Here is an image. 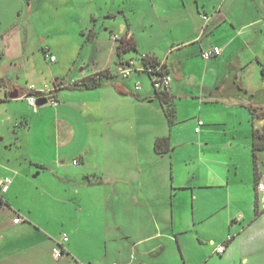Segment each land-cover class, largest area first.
Listing matches in <instances>:
<instances>
[{"label": "crops", "instance_id": "1", "mask_svg": "<svg viewBox=\"0 0 264 264\" xmlns=\"http://www.w3.org/2000/svg\"><path fill=\"white\" fill-rule=\"evenodd\" d=\"M27 1L30 24L41 22L46 58L58 61L52 53L59 56V50L49 39L60 30L50 31L51 24L80 21L74 11L59 14L77 0ZM146 1L119 0V8L107 10L106 21L122 15L126 22L119 32L114 23L103 22L102 28L111 32L106 57L98 42V18L91 14L89 26H79L86 40L77 45L98 52L101 64L83 68L71 80L116 74L121 58L112 36L131 38L139 54H125L123 63L139 64L140 55L147 54L165 62L173 78L172 121L147 74L115 77L92 90L66 87L69 81L53 76L54 85L65 84L54 95L58 104L34 112L28 102L25 121L9 133V145L26 153L25 166L10 181L19 178L20 185L21 180L45 178L47 185L39 190L50 208L58 205L63 213L52 210L54 216L43 221L19 205L22 222L14 223L16 216L9 224L0 223L15 233L7 241L14 254L10 260L19 254V264H264V203L252 149L254 131L264 130V119L254 120L247 108L264 109V101H253L240 90L264 95L263 85H253L260 75L264 80L263 0L244 5L240 0H148L149 13L141 14ZM204 15L211 18L207 25ZM28 26L17 30L20 42L29 41ZM156 28L163 32L161 43ZM0 37L5 42V34ZM213 47L222 54L204 60L202 51ZM26 92L0 77L1 96L25 101ZM1 110L0 105L2 118ZM159 139H168L162 152L156 149ZM258 161L264 182V152ZM9 192L10 187L0 194V207L11 204ZM58 220L69 225L62 237L54 232ZM84 222L98 228L83 232ZM65 235L69 240L63 243ZM1 242L0 264H5ZM59 243L66 252L56 259ZM222 244H227L225 253H216Z\"/></svg>", "mask_w": 264, "mask_h": 264}, {"label": "rangeland", "instance_id": "2", "mask_svg": "<svg viewBox=\"0 0 264 264\" xmlns=\"http://www.w3.org/2000/svg\"><path fill=\"white\" fill-rule=\"evenodd\" d=\"M240 1H242L244 5V1L253 3L257 0ZM118 2L119 0H91V2L90 0H77V2L70 3L66 9L62 8L60 10L61 13L59 14H65L74 11L76 13L74 14V18H79L80 21L70 20L67 23L55 22V25L51 24L52 26L50 31H53L54 29H58L57 31L60 30V32L55 33L54 35L52 33L49 39L52 43H54L55 48L59 50V56L55 52L52 53L57 56L58 61L52 62L49 59L50 57L46 58V53L44 51V48L46 46L43 44L42 37L38 33V26H40L39 23L41 22L36 19L34 22L35 25L30 24L31 20L28 10V1L0 0V36L4 34L6 36L5 42L2 41V37H0V77L5 78V80L9 81L11 84H17L19 86L20 93H22L23 91H26L31 87H35L37 90H42L46 87H53V76L55 75L63 78L66 82H70L73 74H78L83 68H96L95 66L101 64L99 59L100 56L97 55L98 52H91L88 50V48L82 49V47L80 48L77 45V41L82 40L84 42L86 40V38L82 34H79V26H89L91 14L98 18L96 29L97 32L100 31V38L98 42L101 44L102 49H104V57H106V48H108L107 42H109L111 32L109 29L102 28L103 22H105L107 26H110V24L114 23L116 32H119V28H121V26L126 22L122 15H119L118 19L116 20L109 19L108 21H106V19L104 18L107 10L119 8ZM262 5L263 10L261 14H263L264 16V0ZM148 6L149 1L147 0L143 5V11L141 12L140 10H137L138 13H149V11H147L149 9ZM36 11L38 12L39 10ZM55 11L56 10H53L52 12ZM60 24L61 27H59ZM26 26L29 27L31 36L29 37V41L27 43L22 40L20 42L16 37V34H18L17 30L26 28ZM20 33L21 31H19V36ZM161 33L163 32L156 28V40L159 41V43L163 41ZM4 52L5 57L3 58ZM135 54L136 53H133L132 55ZM96 58H98V63H95ZM260 58L264 62V52L261 53ZM87 59L89 60V67L87 63H84V61ZM75 60H78V62L75 63ZM134 61L135 64H137L138 61ZM232 72L234 73V71ZM253 85L256 88H260L262 85L264 86L262 75L258 76L254 80ZM22 100H19V98L11 99L10 95H8V98H5L4 95H0V105L2 108V118L0 117V121H2L3 123L0 126V130L2 132V134L0 133V182L9 181L14 177L16 170L25 166V150L23 148H19V145H9V141L11 140L10 138H12L9 133L12 132V127L16 126V124H21L20 121L24 120L25 118L23 117L28 116V113L30 111L28 100ZM259 100L264 101L263 94H259L258 96L254 97L253 101ZM45 106H48V104ZM5 114H7V116L9 117H4ZM19 115L21 116L20 119ZM4 118H7V120H5ZM22 124L25 125V122ZM23 133H25L24 130H22L20 134H22V137L25 136L24 141H26L27 135H24ZM21 143L24 144L23 140L19 139V144ZM46 182L47 181L45 178L37 177L32 178L29 181L21 180L20 185L19 178L16 179L14 183H11L10 192L6 195V198L11 201V204L9 202H5L4 205L0 207V223L2 222L9 224L14 217L19 216V205H21L23 209H31L30 211L33 213V217L35 219H41L43 221H45V219L47 220L51 218L50 216H54L55 213H52V210H57V212L60 211L61 213H63V208L58 205L55 206L56 209L50 208L48 206V204L50 203L49 198L47 196H43L42 192L40 191L42 188H44V186L47 185ZM92 218L95 219L94 216ZM58 223L59 224H56L54 226V232H56L58 236L62 237V230L67 231L69 225L66 224L65 226H63V222L61 220H58ZM96 228L98 227H96L92 223L90 224L84 222L82 231L84 232L86 230H96ZM14 235L15 233L13 230L8 228L6 230L0 228V236L6 237L7 239L3 240L2 242L0 241L2 245L4 244L5 247V249H3L4 251L2 250L3 254L8 256L4 257L7 259V261L3 262L5 264H19V254L16 258L10 260V257H12L14 254L11 246H9L7 243V241L10 240V237ZM85 254L87 256L89 253L87 252L84 253V255ZM88 258L95 259L93 256H88ZM104 259L105 258H103V260ZM24 260L27 259L24 257Z\"/></svg>", "mask_w": 264, "mask_h": 264}, {"label": "built area", "instance_id": "3", "mask_svg": "<svg viewBox=\"0 0 264 264\" xmlns=\"http://www.w3.org/2000/svg\"><path fill=\"white\" fill-rule=\"evenodd\" d=\"M203 19L205 21V25L209 23L211 20L210 16L204 15ZM112 40L115 41L116 43L119 44V42L122 40V38L113 35ZM222 54V49L219 47H213L206 49L202 51V57L204 60L209 61L215 57H218ZM140 63L135 64V61L129 60L123 63L121 65L120 69L117 71L116 74H113L115 77H121V78H130L133 74L135 73H141V74H147V72H153V76L151 78L153 82V86L156 91H169L171 90V84L173 82V78L171 74L168 71V74H165V71L163 70L164 67L167 68L165 62H159L158 66H147L145 65V60L151 59L149 55L147 54H141L140 55ZM50 60L52 62L56 61L55 56H51ZM168 70V68H167ZM148 75V74H147ZM149 76V75H148ZM84 79H73L69 83H67L66 87L73 88L75 86L81 85ZM62 85H65L63 82L58 83L54 85L53 87H46L45 89L42 90H37L35 87H31L30 89L27 90V92L23 95V98L27 99L29 104L33 107L34 112L38 111V99H50L48 104L52 106H56L58 104L57 99H55V93L61 88ZM65 87V86H64ZM136 89H140V84L137 85ZM200 126L203 125V122H199ZM200 129L198 128L196 131L198 132ZM77 163V162H75ZM11 181H1L0 182V194L4 195L8 192L9 187H10ZM258 191L262 195V201L264 203V182L261 181L258 184ZM23 218L21 216H18L15 220L14 223H19L22 222ZM232 239V236H229V241ZM69 240L68 236H64L63 238V243H66ZM63 243H59L57 247L54 249L53 254L56 259H60L63 257V255L66 252V248ZM227 249V244H222L218 246L216 249V253L218 254H224Z\"/></svg>", "mask_w": 264, "mask_h": 264}, {"label": "trees", "instance_id": "4", "mask_svg": "<svg viewBox=\"0 0 264 264\" xmlns=\"http://www.w3.org/2000/svg\"><path fill=\"white\" fill-rule=\"evenodd\" d=\"M130 52H136L137 54H139V52L137 51L136 48V44L133 41V39H129V38H122V40L119 42L118 44V48H117V53L119 58H121L120 64L123 65L122 62V58L125 54H128ZM145 65L147 66H158L159 62L157 60H153V59H149V60H145ZM163 70L165 71V74H168V70L166 67L163 68ZM147 74L149 75L150 78H152V76L154 75L153 72H147ZM263 74H264V70H263ZM115 78V76L113 75V73L109 72V71H105V72H101L98 74H95L87 79H84L81 85L75 86L73 87V89H87V90H92V89H96L99 87H102L106 82H108L109 80ZM241 90V93L249 98H254L255 95H251L249 94L246 90ZM157 97L164 103L167 105V115L170 121H172L173 119V107L172 105H170V102L172 100L171 98V94L169 91H157ZM247 108L251 111V114L253 116V119H264V109L261 108H257V107H253V106H247ZM168 139H159L156 142V149L159 152L163 151V147L167 146ZM252 149H253V156H254V164H255V172L257 175V181L256 184L258 186L259 182H260V178L258 177V170H259V161H258V153L259 152H264V130H258L256 129L254 131L253 134V143H252ZM0 202H2V199H0ZM260 212L259 210H257V215H259Z\"/></svg>", "mask_w": 264, "mask_h": 264}, {"label": "water", "instance_id": "5", "mask_svg": "<svg viewBox=\"0 0 264 264\" xmlns=\"http://www.w3.org/2000/svg\"><path fill=\"white\" fill-rule=\"evenodd\" d=\"M15 96H12V98H14ZM50 99H38V106H43L48 104Z\"/></svg>", "mask_w": 264, "mask_h": 264}]
</instances>
